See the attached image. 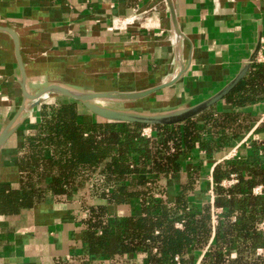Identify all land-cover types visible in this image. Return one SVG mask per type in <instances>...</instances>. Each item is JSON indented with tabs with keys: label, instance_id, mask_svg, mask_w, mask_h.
<instances>
[{
	"label": "crops",
	"instance_id": "crops-1",
	"mask_svg": "<svg viewBox=\"0 0 264 264\" xmlns=\"http://www.w3.org/2000/svg\"><path fill=\"white\" fill-rule=\"evenodd\" d=\"M258 49L257 57L264 56V0H0V136L16 121L0 148V264H150L147 253L94 254L86 242L89 230L101 235L100 224L140 212L137 201L110 204L103 176L94 175L75 195L29 182L24 167L32 142L48 136L46 115L75 105L79 123L107 122L70 98L49 93L36 104L27 95L51 86L131 95L171 84L138 100L112 101L116 110L167 113L212 97ZM213 109L241 114V133L213 154L198 148L176 179L160 180L166 196L155 198L168 207L190 185V208L214 207L215 168L239 143L243 157L252 142H264V99L243 107L223 101ZM214 237L191 264H201Z\"/></svg>",
	"mask_w": 264,
	"mask_h": 264
},
{
	"label": "trees",
	"instance_id": "trees-1",
	"mask_svg": "<svg viewBox=\"0 0 264 264\" xmlns=\"http://www.w3.org/2000/svg\"><path fill=\"white\" fill-rule=\"evenodd\" d=\"M260 99H264V65L256 64L224 101L243 107ZM242 119L230 112L216 115L212 108L199 118L171 126L85 124L78 122L75 105H63L46 115L48 136L39 144L32 142L33 154L24 170L29 182H46L56 195H75L94 175H101L102 196L110 204L139 203L136 217L100 224L101 235L88 231L86 242L94 254L144 252L150 264H191L194 252L215 233L201 264H264V190L261 195L253 193L264 187V142H252L248 155L215 168L214 208L221 210L215 232L212 207L196 209L188 204L193 186L182 188L170 207L155 198L166 196L160 180L176 179L195 150L213 154L228 146L229 135L241 133ZM145 128L153 130L151 137L142 136ZM233 175L238 183L224 188L223 181ZM29 186L26 199L33 194L34 186ZM178 223L183 229L176 228Z\"/></svg>",
	"mask_w": 264,
	"mask_h": 264
},
{
	"label": "water",
	"instance_id": "water-1",
	"mask_svg": "<svg viewBox=\"0 0 264 264\" xmlns=\"http://www.w3.org/2000/svg\"><path fill=\"white\" fill-rule=\"evenodd\" d=\"M258 53L259 49L252 55L249 62L241 68L239 73L212 97L194 106L167 113H139L134 111H121L102 106L100 105V103L102 101L138 100L147 97L157 91L163 90L171 84L162 85L149 91L131 95L113 93L85 94L72 91L60 86H51L42 91L38 96L27 95V97L29 99L36 100V104H38L42 100L43 96L49 93L58 94L60 96H64L82 103L92 115L108 123H125L131 125H143L148 127L171 126L199 118L206 112H208L212 108L217 107V105L223 102L241 84V82L245 80L253 64L256 62ZM15 123L16 121H14L1 134L0 148L12 133Z\"/></svg>",
	"mask_w": 264,
	"mask_h": 264
},
{
	"label": "built area",
	"instance_id": "built-area-1",
	"mask_svg": "<svg viewBox=\"0 0 264 264\" xmlns=\"http://www.w3.org/2000/svg\"><path fill=\"white\" fill-rule=\"evenodd\" d=\"M256 62L258 64H264V56L260 55L259 57H257L256 59ZM151 132H152V129L151 128H146L143 130V133H142V136L144 137H151ZM242 145H244L243 143H239L236 148L234 149V151L232 152L231 155L228 156V160H232V159H235V158H238V150L242 147ZM238 183V180H237V177L235 175H233L231 177L230 180H227V181H223L222 183V186L224 188H230L231 186L235 185ZM213 188H214V183L212 182V188H211V195L214 197V191H213ZM263 190H264V187L263 186H259V187H256L253 191V193L255 195H261L263 193ZM221 214V210L219 209H215L214 207H212V225H213V232H215V228L216 226L218 225L219 223V220H218V217L219 215ZM177 227L178 228H181L182 225L181 224H177ZM261 227L264 229V223L261 224ZM261 253V251H259ZM176 261L178 262L179 261V258H176Z\"/></svg>",
	"mask_w": 264,
	"mask_h": 264
},
{
	"label": "rangeland",
	"instance_id": "rangeland-1",
	"mask_svg": "<svg viewBox=\"0 0 264 264\" xmlns=\"http://www.w3.org/2000/svg\"><path fill=\"white\" fill-rule=\"evenodd\" d=\"M101 105L116 110V102H112V101H102L101 102Z\"/></svg>",
	"mask_w": 264,
	"mask_h": 264
}]
</instances>
